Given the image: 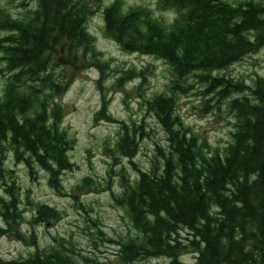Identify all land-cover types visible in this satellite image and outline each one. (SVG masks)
Here are the masks:
<instances>
[{"label":"trees","instance_id":"obj_1","mask_svg":"<svg viewBox=\"0 0 264 264\" xmlns=\"http://www.w3.org/2000/svg\"><path fill=\"white\" fill-rule=\"evenodd\" d=\"M159 1L174 19H158L144 6L127 8L123 0L108 6L104 0H37L35 8L15 18L0 7V33H8L0 35V59L6 64L0 70L6 78L0 92V177L12 152L31 175L35 164L48 172L51 185L63 193L61 177L74 167L69 152L75 139L62 125L64 106L57 99L78 70L89 66L99 70L103 90L109 69L88 29L96 11H103L105 32L123 51L153 55L175 74L169 93L145 101L169 144L166 152L159 148L161 159L151 170L134 162L140 140L151 135L145 124L113 117L105 97L97 114L98 120L119 123L116 150L137 173L124 176L116 197L135 234L120 241L105 238L119 247L116 259L84 255L73 243L56 238L54 245H37L21 261L0 258V264H139L155 257L183 264L179 258L189 249L197 253L195 264H264V78L249 86L213 75L264 48V0ZM120 72L119 85L135 78H141L139 89L146 83L142 70ZM190 76L207 86L206 94L215 92L218 104L230 99L235 132L223 149L194 131L178 112L179 94L192 87H186ZM5 186L0 235L25 241L16 184ZM61 217L58 208L41 204L35 220ZM182 231L193 238L184 242Z\"/></svg>","mask_w":264,"mask_h":264},{"label":"rangeland","instance_id":"obj_2","mask_svg":"<svg viewBox=\"0 0 264 264\" xmlns=\"http://www.w3.org/2000/svg\"><path fill=\"white\" fill-rule=\"evenodd\" d=\"M36 1L1 0L0 7L12 15L15 13V17H23L33 9L30 5H36ZM113 1L104 0V5L108 6ZM228 1L237 3L241 0ZM123 2L127 8L147 7L158 19L169 21V15L174 14L162 9L159 0ZM103 17V11H96L88 23L89 31L95 36L96 47L103 52V59L109 64L105 79L101 82L103 90L98 83L99 70L89 66L78 70L70 86L57 99L64 106L62 125L75 139L74 148L69 152L74 167L61 177L63 193L51 185L48 172L38 164L34 165L35 174L31 175L26 164L17 163L12 152L8 153L4 162L5 175L0 177V201L7 196L5 184L14 181L23 214L21 230L26 233L25 241L0 235V258L4 261H21L34 252L37 245L41 248L54 245L56 238L64 239L68 244L73 243L84 255L114 261L119 247L105 238L120 241L135 234L127 210L117 202L116 197L122 193L128 178L124 176L128 174L135 178L137 173L129 159H124L116 150L119 123L98 120L97 114L105 97L113 117L131 124H145L151 135L140 140L141 148L134 162L141 169L151 170L154 161L161 159L159 148L166 152L169 144L159 121L147 111L145 101L157 94L169 93L168 85L175 74L167 63L153 55L123 51L106 34ZM5 66L0 59V70ZM130 68L142 70L146 74L142 89H139L141 78L125 81L121 85L117 82V78L122 76L120 70ZM216 74L217 77L222 75L253 86L257 77L264 78V48L259 52L248 53L243 60ZM5 79L0 71V92ZM188 80L186 87H192L186 95L179 94L178 112L194 131L207 138L214 147L223 149L233 141L232 134L235 132L230 99L225 98L218 104L215 92H204L207 88L204 83L194 76ZM41 204L58 208L62 212L61 219L35 220ZM100 230L104 236L99 234ZM181 236L184 242L193 238L188 231H182ZM196 258L197 253L189 249L179 259L183 264H195ZM170 262L169 258L155 257L139 264Z\"/></svg>","mask_w":264,"mask_h":264},{"label":"clouds","instance_id":"obj_3","mask_svg":"<svg viewBox=\"0 0 264 264\" xmlns=\"http://www.w3.org/2000/svg\"><path fill=\"white\" fill-rule=\"evenodd\" d=\"M30 7H32V8H35L36 7V5H35V3H33L32 5H30ZM173 15L174 14H170L169 15V21H171V19L173 18ZM13 17L15 18V13H13ZM0 35H8V33H0ZM216 73H213V75H215ZM8 75H11V73H9ZM22 122V121H21ZM49 125L51 124V120H49ZM5 199L7 200L8 199V197L7 196H5ZM149 219H151V217H149ZM43 246V245H42ZM31 251V250H30Z\"/></svg>","mask_w":264,"mask_h":264}]
</instances>
